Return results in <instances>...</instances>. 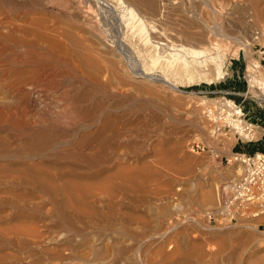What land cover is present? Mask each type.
I'll use <instances>...</instances> for the list:
<instances>
[{"label":"rangeland","instance_id":"1","mask_svg":"<svg viewBox=\"0 0 264 264\" xmlns=\"http://www.w3.org/2000/svg\"><path fill=\"white\" fill-rule=\"evenodd\" d=\"M103 1L111 23L91 1L38 0L49 20L72 16L82 41L103 60L95 55L98 64L111 70L103 67L104 82L96 85L82 71L71 78L60 68L61 91L71 98L86 92L108 114L126 119L131 127L116 140L119 150L129 162L148 160L152 168L112 197L95 191L85 201L94 211L84 215L56 214L39 186L16 175L1 179L0 264H264V203L247 219L211 216L226 184L241 175L233 146L253 143L236 133L219 105L234 102L255 126L253 115L264 112V62L250 39L255 28L264 29V0H153L159 16L145 6ZM29 8V0H0V21ZM5 52L0 48V59L19 53ZM138 72L161 77L176 91L143 78L137 83ZM66 117L53 118L61 136L88 130L85 119L74 127ZM192 144L198 149L191 151ZM109 150L113 168L117 153ZM55 163L73 165L78 177L72 180L93 182L85 177L94 169L71 156ZM9 226L13 233L1 232Z\"/></svg>","mask_w":264,"mask_h":264},{"label":"bare ground","instance_id":"2","mask_svg":"<svg viewBox=\"0 0 264 264\" xmlns=\"http://www.w3.org/2000/svg\"><path fill=\"white\" fill-rule=\"evenodd\" d=\"M86 1L95 3L107 19L109 14L112 15L113 13L109 5L103 0ZM29 2V12H21L0 21L1 50L5 52L16 49L19 52L15 56L12 55V52L5 54L7 57L1 56V59H4V64L0 65V128L13 129L17 131V134L12 138L0 131V160L8 162V164L0 165V180L16 175L31 185L39 186L42 192H48L52 198L48 206L56 214L63 216L66 211H72L77 215L93 213L94 210L89 205H85V201L95 191L112 197L115 191L124 190L128 182L141 181L144 174H148L152 167L148 160L135 161L134 164L129 162L128 157L124 156L125 153L119 150V144L116 143V140L131 127L128 126L130 124L126 119L124 120L123 117L113 113L108 114L103 105L92 103L90 95L86 92L71 98L65 91H61L60 79L65 75L59 76L62 73L60 68L65 67L72 75L71 78H74L78 71H82L90 82L98 85L107 67L103 64V67L106 68L104 70L102 65L98 64L101 62H98V59L96 61L93 48L82 41L79 36L80 29L74 25L72 16L60 17L55 14L49 20L40 7L41 4H38V0H29ZM120 2L128 6H145L153 13L155 12L156 15H162L157 13V6L153 0H120ZM102 15L101 17H103ZM111 20L113 19L107 21L111 23ZM192 27L194 28V26ZM185 30L189 31L188 26ZM185 30L184 32H186ZM188 35L190 36V33ZM194 37L196 36L194 35ZM96 56L100 57L99 54ZM100 59L101 57L99 61ZM258 67L260 65L256 62V65H253V70ZM135 78L137 83L140 78H143V80L160 83L176 91L161 77L160 79L157 76H146L142 72H138ZM108 80L110 81V79ZM112 80L114 79L112 78ZM71 83L74 82L71 80ZM106 83L108 84V82ZM252 83L255 85L254 81ZM147 94L154 98L157 95L154 92ZM5 99L9 100L6 105H4ZM226 104L224 102L219 106H226ZM55 117H61V119L66 117L68 121L70 118L74 127H77L76 124L83 118L88 122L85 125L88 130L80 136L74 132L70 136L63 137L56 131L55 120L53 121ZM64 121L66 120L64 119ZM235 121L236 124L233 126L240 137L243 135L245 138L255 139L256 128L249 134L238 120ZM109 149L117 153L113 160L115 165L113 168L110 167L111 160L108 159L107 155ZM156 150L158 149L156 148ZM70 156L74 162L80 161L89 170L94 169L90 170L91 173L85 177L92 179L93 182L90 179L86 180H90L92 183L85 184V181L82 183L76 181L78 176L76 170L72 169L74 168L73 165L56 166V159ZM14 158L17 161L12 162L11 159ZM160 159L164 163H168L167 159L163 157ZM72 178L75 179L72 180ZM4 182L6 181L4 180ZM56 198H62V200L57 201ZM1 204L2 202L0 208ZM63 220L65 219L63 218ZM67 225L69 224L67 223ZM4 227L1 230L2 233L9 234L15 231L11 226L5 229Z\"/></svg>","mask_w":264,"mask_h":264},{"label":"built area","instance_id":"3","mask_svg":"<svg viewBox=\"0 0 264 264\" xmlns=\"http://www.w3.org/2000/svg\"><path fill=\"white\" fill-rule=\"evenodd\" d=\"M250 39L254 46H259V55L264 62V29L255 28L251 32ZM220 107L222 111H227L226 115L233 123L236 122L235 120H238L240 124L243 122L244 129L249 134L257 128L254 124L244 120L241 107L234 102H227L226 106ZM206 116H213L210 108L206 110ZM251 141L253 139L248 140V142ZM190 149L194 151L198 149V145L192 144ZM232 155V159L240 166V178L226 184V190L219 197L217 207L211 213V216L222 215L229 221L257 216L259 212L256 210L264 203V153L257 152L252 155L233 153Z\"/></svg>","mask_w":264,"mask_h":264},{"label":"crops","instance_id":"4","mask_svg":"<svg viewBox=\"0 0 264 264\" xmlns=\"http://www.w3.org/2000/svg\"><path fill=\"white\" fill-rule=\"evenodd\" d=\"M253 121L259 125L256 127L257 128L260 127L263 131V134L261 131H258V129L256 128L255 130L256 137H254L255 139L251 141L253 143L245 144L243 141L236 142L232 148V154L233 153H244L247 155H252L257 152L264 153V112L262 114L260 113L254 114Z\"/></svg>","mask_w":264,"mask_h":264}]
</instances>
